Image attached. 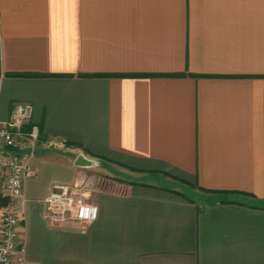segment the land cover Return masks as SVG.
<instances>
[{
  "label": "crops",
  "instance_id": "0c3cea01",
  "mask_svg": "<svg viewBox=\"0 0 264 264\" xmlns=\"http://www.w3.org/2000/svg\"><path fill=\"white\" fill-rule=\"evenodd\" d=\"M14 101L41 131L27 263L264 264V0H0V121ZM79 173L96 220L51 228Z\"/></svg>",
  "mask_w": 264,
  "mask_h": 264
},
{
  "label": "built area",
  "instance_id": "2783aa9c",
  "mask_svg": "<svg viewBox=\"0 0 264 264\" xmlns=\"http://www.w3.org/2000/svg\"><path fill=\"white\" fill-rule=\"evenodd\" d=\"M40 139L32 104L14 101L9 116L0 121V264H35L19 256L23 251L21 217L10 204L22 196L23 182L34 175L31 157ZM42 203L43 216L55 229L84 230L98 216V206L90 200L88 181L81 173L70 184H52Z\"/></svg>",
  "mask_w": 264,
  "mask_h": 264
},
{
  "label": "water",
  "instance_id": "95a60500",
  "mask_svg": "<svg viewBox=\"0 0 264 264\" xmlns=\"http://www.w3.org/2000/svg\"><path fill=\"white\" fill-rule=\"evenodd\" d=\"M75 164L81 167H85V166L94 165V161L91 159H88L83 154H79L75 160Z\"/></svg>",
  "mask_w": 264,
  "mask_h": 264
},
{
  "label": "trees",
  "instance_id": "16d2710c",
  "mask_svg": "<svg viewBox=\"0 0 264 264\" xmlns=\"http://www.w3.org/2000/svg\"><path fill=\"white\" fill-rule=\"evenodd\" d=\"M6 74H11V73H6ZM14 75H26L27 73H12Z\"/></svg>",
  "mask_w": 264,
  "mask_h": 264
}]
</instances>
